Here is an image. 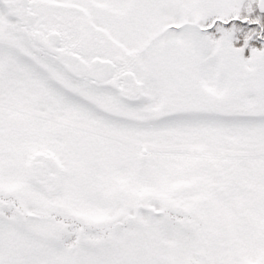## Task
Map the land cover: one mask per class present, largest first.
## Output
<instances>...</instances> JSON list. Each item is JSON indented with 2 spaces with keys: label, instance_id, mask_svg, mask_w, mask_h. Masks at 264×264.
Wrapping results in <instances>:
<instances>
[{
  "label": "snow or ice",
  "instance_id": "6c2138e0",
  "mask_svg": "<svg viewBox=\"0 0 264 264\" xmlns=\"http://www.w3.org/2000/svg\"><path fill=\"white\" fill-rule=\"evenodd\" d=\"M0 264H264V0H0Z\"/></svg>",
  "mask_w": 264,
  "mask_h": 264
}]
</instances>
